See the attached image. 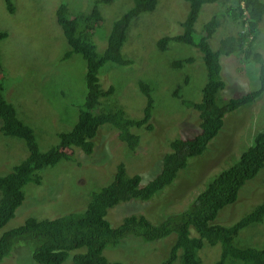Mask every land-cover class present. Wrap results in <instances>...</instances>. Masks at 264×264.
Listing matches in <instances>:
<instances>
[{"label": "trees", "instance_id": "16d2710c", "mask_svg": "<svg viewBox=\"0 0 264 264\" xmlns=\"http://www.w3.org/2000/svg\"><path fill=\"white\" fill-rule=\"evenodd\" d=\"M112 1L94 0V5L87 12L71 13L64 3L54 7L53 28L60 31L68 43V49L60 60L81 54L86 63L84 101L79 114L76 113V122L68 124L75 122L73 127L59 132V143L45 151L40 149L33 127L19 117L14 103L5 97L0 81V130L5 135L24 139L28 148L26 158L10 172L0 174V229L16 215L24 202L26 184H42L43 168L54 166L62 159L80 164L81 161L74 157L77 150L88 155L94 153L95 139L102 125L112 126L129 152L140 146L138 129L146 127L144 129L150 131L154 127L151 121L156 102L152 94L154 80H138L139 92L147 97L146 106L142 116L132 117L127 113L126 105L114 99V83L110 82L108 86L102 83L101 73L109 62L120 66L133 62L123 52L131 22L140 14L155 10L161 0H132L124 6L132 4L115 20L105 48L100 50L95 37L103 20L100 4ZM186 1L189 8L181 22V32L163 36L158 45L167 50L168 44L176 41L195 48L192 56L173 60V67L182 68L195 64L199 58L203 60L207 80L201 89V98L194 100L180 96L181 84L175 90L186 107L198 112L199 128L193 135L178 137L171 142V149L155 163L156 171L147 181L141 173L129 172L126 164L120 162L113 180L92 194L85 210L71 211L54 218L30 216L24 224L5 231L0 236V263L10 255L19 239L39 240L33 250V258L41 264H62L72 250H76L74 264H128L109 259L105 250L126 245L130 240L151 243L174 237L169 256L163 264H173L177 259L182 264H203L201 251L206 245L220 247L215 264H264V244L249 243L242 237L244 229L264 223V199L239 219L231 223L220 221L227 219L220 215L221 211L238 200L244 185L264 167V129L240 156L233 158L230 165L215 173L181 210L163 213L157 221L142 212L125 214L118 224L108 218L109 210L114 206L150 201L171 186L179 173L189 166L190 160L208 149L210 142L226 125L228 114L251 106L263 96L264 55L258 40L264 28V0ZM5 3L7 12L14 14L17 11L13 15L17 17L22 10L19 3L15 0H5ZM206 3L224 4L225 9L212 15L198 29L196 24ZM222 17L234 20L241 27L238 31L223 28L225 32L213 44ZM7 35L8 31L1 30L0 40ZM233 55L238 56L246 73L251 71L250 67L258 65L259 85L253 89H232L226 96L223 90L229 84L223 71L222 57ZM64 92L66 94L67 91Z\"/></svg>", "mask_w": 264, "mask_h": 264}, {"label": "rangeland", "instance_id": "374dc122", "mask_svg": "<svg viewBox=\"0 0 264 264\" xmlns=\"http://www.w3.org/2000/svg\"><path fill=\"white\" fill-rule=\"evenodd\" d=\"M15 1L22 7L17 17L13 16L17 11L9 15L5 0H0V31H8L7 37L0 40V81L5 97L14 103L19 117L33 127L40 149L45 151L59 143V132L67 131L75 124L86 89V63L81 54L60 60L68 49V43L63 34L53 28L54 7L64 3L71 13L87 12L94 5V0ZM130 3L132 0L100 4L103 20L95 36L100 50L105 48L115 20L132 5L124 8ZM224 7V4L206 3L200 12L197 28L201 29L212 15L223 12ZM188 8L186 0H161L155 10L140 14L132 20L123 46V52L133 62L125 66L109 62L102 68V83L105 86L114 83V99L126 105L128 110H125L132 117L142 116L146 106L147 98L139 92L138 80L150 78L155 82L152 94L156 102L151 117L154 127L150 131L144 129L146 127L138 129L141 143L137 150L129 152L112 126L102 125L92 155L77 150L74 157L81 161L80 164L62 159L56 165L41 170V185L26 184L25 200L16 215L0 229V236L24 224L30 216L54 218L71 211L85 210L92 194L113 180L120 162L126 164L129 172L141 173L147 181L156 171L155 163L171 149V140L191 136L199 128L198 112L186 107L175 90L181 84L180 96L194 100L201 98V89L207 80L203 60L199 58L195 64L182 68L173 67V60L192 56L195 48L173 42L167 50H162L157 43L162 36L181 32L180 21L184 20ZM240 27L234 20L222 17L213 44L225 32L223 28L238 31ZM258 44L264 55V28ZM239 61L236 55L222 57L223 71L229 84L223 90L226 96L232 89H253L259 85L258 65L249 68L253 72L247 70L246 73L245 66L241 67L243 65ZM225 124L208 149L193 157L171 186L150 201L114 206L108 213L111 222L118 224L125 214L132 212L145 213L157 221L163 213L185 207L208 180L230 165L264 127V94L251 106L228 114ZM27 155L24 139L5 135L0 130V174L10 172ZM261 174L244 186L237 201L221 211L220 215L227 219L220 221L231 223L239 219L264 198V169ZM1 196L0 192V199ZM242 237L249 243L264 244V223L244 229ZM130 241L118 248H108L105 254L111 260L128 264H163L175 239L171 237L151 243ZM38 243L39 240L19 239L10 255L0 264H41L33 258V250ZM74 253L71 251L62 264H74ZM219 255L218 245H206L201 251L203 264H215ZM173 264L182 263L177 259Z\"/></svg>", "mask_w": 264, "mask_h": 264}, {"label": "clouds", "instance_id": "9594fccd", "mask_svg": "<svg viewBox=\"0 0 264 264\" xmlns=\"http://www.w3.org/2000/svg\"><path fill=\"white\" fill-rule=\"evenodd\" d=\"M184 19H185V18H184ZM182 21H183V20L180 21V25H181V22H182ZM197 22H198V21H197ZM196 25H198V24H196ZM181 27H182V25H181ZM181 30H182V29H181ZM176 34H177V33H176ZM167 35H172V34H167ZM173 35H174V34H173ZM162 37H163V36H162ZM162 37H161V38H162ZM158 41H159V40H158ZM173 42H176V41H172V42H170V43H173ZM157 43H158V42H157ZM158 46H159V45H158ZM169 46H170V44H168V48H169ZM263 94H264V93H263ZM146 98H147V97H146ZM154 100H155V99H154ZM263 129H264V127H263L262 129H260L259 131H262ZM259 131H258V132H259ZM258 132L253 136L252 141L242 149V151L245 150V149H247V148L253 143V141H254V139H255V136L258 134ZM179 137H182V136H179ZM176 138H178V137H176ZM176 138L172 139L171 142H172L173 140H175ZM171 142H170V147H171ZM210 143H211V142H210ZM209 145H210V144H209ZM208 147H209V146H208ZM205 151H206V150H205ZM205 151H204V152H205ZM242 151L240 152V154H239L238 156L241 155ZM238 156H237V157H238ZM237 157H236V158H237ZM224 168H226V167H224ZM224 168H223V169H224ZM263 169H264V167L260 170V172H259L256 176H254L253 178L249 179L248 182H247L246 184H248L251 180L255 179V178L258 177L259 175H262V174H261V171H262ZM221 170H222V169H221ZM221 170H220V171H221ZM246 184H245V185H246ZM245 185H244V186H245ZM263 199H264V198H262V199L260 200V202H261ZM258 203H259V202H258ZM258 203H256V204H258ZM256 204H255V205H256ZM255 205H253V206H255ZM253 206H252V207H253ZM252 207H251V208H252ZM251 208H250V209H251ZM250 209H249V210H250ZM249 210H248V211H249ZM246 212H247V211H246ZM246 212H245V213H246ZM72 251L75 252L76 250H72Z\"/></svg>", "mask_w": 264, "mask_h": 264}, {"label": "bare ground", "instance_id": "6f19581e", "mask_svg": "<svg viewBox=\"0 0 264 264\" xmlns=\"http://www.w3.org/2000/svg\"><path fill=\"white\" fill-rule=\"evenodd\" d=\"M205 186V185H204ZM217 223V222H216ZM116 231V230H115ZM141 235V234H140Z\"/></svg>", "mask_w": 264, "mask_h": 264}, {"label": "crops", "instance_id": "0c3cea01", "mask_svg": "<svg viewBox=\"0 0 264 264\" xmlns=\"http://www.w3.org/2000/svg\"><path fill=\"white\" fill-rule=\"evenodd\" d=\"M10 15V14H9Z\"/></svg>", "mask_w": 264, "mask_h": 264}]
</instances>
